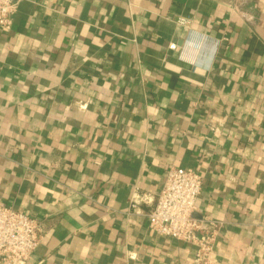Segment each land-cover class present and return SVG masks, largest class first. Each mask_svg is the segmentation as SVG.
<instances>
[{
	"label": "crops",
	"instance_id": "0c3cea01",
	"mask_svg": "<svg viewBox=\"0 0 264 264\" xmlns=\"http://www.w3.org/2000/svg\"><path fill=\"white\" fill-rule=\"evenodd\" d=\"M172 167L221 224L211 264H264V0H22L0 30V207L41 226L26 264H195L145 217Z\"/></svg>",
	"mask_w": 264,
	"mask_h": 264
},
{
	"label": "built area",
	"instance_id": "2783aa9c",
	"mask_svg": "<svg viewBox=\"0 0 264 264\" xmlns=\"http://www.w3.org/2000/svg\"><path fill=\"white\" fill-rule=\"evenodd\" d=\"M22 0H0V30H8ZM236 9L233 8V11ZM181 26L186 21L178 22ZM171 45L170 50H175ZM202 187L201 177L191 171L169 168L153 208L145 217L155 236L194 248L195 264H211L213 244L221 224L208 218L196 219V201ZM147 196L132 195L130 209L148 205ZM42 239L41 226L23 213L0 207V264H26Z\"/></svg>",
	"mask_w": 264,
	"mask_h": 264
}]
</instances>
